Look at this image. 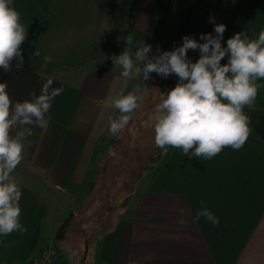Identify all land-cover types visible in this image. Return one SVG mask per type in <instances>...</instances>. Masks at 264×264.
Masks as SVG:
<instances>
[{
  "label": "crops",
  "instance_id": "1",
  "mask_svg": "<svg viewBox=\"0 0 264 264\" xmlns=\"http://www.w3.org/2000/svg\"><path fill=\"white\" fill-rule=\"evenodd\" d=\"M186 4L13 0L28 32L22 45L24 66L9 73L0 70V81H7L10 96L19 101L31 92L39 95L47 78L63 91L53 102L49 128L26 149L25 179L42 181L38 185L43 191L20 186L21 223L27 230L0 236V264H24L41 255L45 240L56 233L50 190L66 191L71 182L85 180L97 145L105 144L99 140L109 132V116L119 113L109 106L111 97L142 84L124 80L111 57L124 50L129 35L133 51L141 42L152 45L154 53L157 48L165 51L177 32L176 10ZM261 30L264 0H241L222 46L235 33L244 31L256 39ZM36 48L39 57L32 55ZM45 56L52 58L46 68ZM227 60L225 56L221 64ZM245 112L250 136L264 146V87L258 91L256 110ZM151 176L134 186L131 202L112 227L91 246L86 243L85 250L67 246L56 264H264V155L249 137L240 150L226 147L210 160L189 159L173 148L160 172ZM201 200L219 225L194 219Z\"/></svg>",
  "mask_w": 264,
  "mask_h": 264
},
{
  "label": "clouds",
  "instance_id": "2",
  "mask_svg": "<svg viewBox=\"0 0 264 264\" xmlns=\"http://www.w3.org/2000/svg\"><path fill=\"white\" fill-rule=\"evenodd\" d=\"M210 22L215 25V35L201 33L203 43L186 35L174 50L157 48L154 53L152 45L141 42L133 51L129 35L124 50L111 57L126 81L140 80L144 85L152 73L162 78L174 74L178 78L174 88L160 92L159 102L148 115V127L157 147L164 151L179 148L189 159L210 160L226 147L240 150L252 132L245 108L256 110L258 91L264 87L257 83L264 80V30L256 39H250L244 31L235 33L224 47L221 41L226 25L216 24L212 17ZM27 34L13 0H0V70L4 73L23 69L22 45ZM189 50H199V59L193 62L188 57ZM32 55L39 57L41 53L36 48ZM225 56L227 63L221 64ZM51 62L52 58L45 56L42 67ZM52 85L53 79L47 78L39 95L31 92L29 98L14 101L7 81H0V236L27 230L21 223L22 192L13 173L24 159V141L32 135L31 127L26 126L44 131L49 128L53 102L63 91ZM142 101L139 85L127 94L122 91L111 97L109 106L119 112L108 118L112 136L125 130ZM201 218L219 225V218L204 200L194 219Z\"/></svg>",
  "mask_w": 264,
  "mask_h": 264
},
{
  "label": "rangeland",
  "instance_id": "3",
  "mask_svg": "<svg viewBox=\"0 0 264 264\" xmlns=\"http://www.w3.org/2000/svg\"><path fill=\"white\" fill-rule=\"evenodd\" d=\"M191 1L186 0L187 5ZM233 2L234 0H223L220 10L228 11ZM178 24L180 25V21ZM177 82V77L167 80L152 73L151 78L144 82L147 88L143 84H138L143 90L141 107L133 114V119L124 131L116 136L108 132L104 137L105 141H99L105 144L102 147L99 145L100 161L93 171L94 177L85 187L82 181L81 183L71 182L66 191L59 188L50 190L51 198L49 199L53 203L50 209L51 215L56 216V232L73 213L65 239L58 243L61 250L60 257L61 254L65 257L67 246L81 247L82 245L83 250L87 247L86 243L91 246L118 220L136 183L145 176L147 178L153 175L152 171L145 167L146 162L156 154L153 131L148 127V115L159 102L160 92L174 88ZM135 86L137 85L127 86L126 92L131 91ZM29 146L24 143V159L13 173V177L19 181V186L27 184L42 192L38 185L42 181L36 183L25 179L24 173L27 169L25 156ZM44 182L47 186L51 185L49 181ZM57 208L60 209L59 213L54 212ZM50 240H56L55 232L45 240V246Z\"/></svg>",
  "mask_w": 264,
  "mask_h": 264
},
{
  "label": "water",
  "instance_id": "4",
  "mask_svg": "<svg viewBox=\"0 0 264 264\" xmlns=\"http://www.w3.org/2000/svg\"><path fill=\"white\" fill-rule=\"evenodd\" d=\"M222 4L223 0H192L180 14L178 33L169 51L182 45V38L186 35L197 39V41L201 43H203V41L200 40L201 33H212L214 36L215 25L210 22V17L216 20ZM198 54L199 50H189L188 57L195 62ZM171 78H176V76L174 74L170 75L167 77V80ZM72 215L73 213H71L70 217L59 226L56 232L57 240L62 241L65 239L66 230L70 225Z\"/></svg>",
  "mask_w": 264,
  "mask_h": 264
},
{
  "label": "trees",
  "instance_id": "5",
  "mask_svg": "<svg viewBox=\"0 0 264 264\" xmlns=\"http://www.w3.org/2000/svg\"><path fill=\"white\" fill-rule=\"evenodd\" d=\"M240 2H241V0H234L231 8L228 11L220 10V13L216 17L215 23L216 24L223 23V24H225L227 26L229 21H230V19H231V17H232V15H233V13H234V11L236 10V8L240 4ZM185 6H182L178 10H176L177 12H176V14L174 16L177 18V20L180 17V14H181L182 10L185 8ZM178 27H179V24L177 26V32H178ZM177 32H176L175 36L172 38L170 44L168 45L167 50L170 49V47L172 46V44H173V42H174V40H175V38L177 36ZM199 56H200V53L197 55V60L199 59ZM13 100L16 101V99H13ZM26 127H31V129H32V135L28 136L25 139V141H24V143L27 146H29V145H32V144H34V143H36V142H38L40 140L43 130L38 128V127H35V126H26ZM249 139H250L251 143L256 148H258L259 151H261L262 154L264 155V146H262L261 142L258 139L257 140L254 139L250 135H249ZM99 141L104 142L105 138L101 137ZM155 151H156V154L148 162H146V164H145L146 169L147 170H151L152 173H153L152 179L160 172V170L164 166L165 162L167 161L168 157L172 153L173 148H168L167 151H164L163 149H161V148L156 146L155 147ZM99 154H100L99 145H97V147L95 149V152H94V155L92 157V160H91L90 167L88 169L86 178H85L84 183H83L84 187L88 184L87 182L94 177L93 171L95 170L97 163L100 161ZM132 198H133L132 195H130L127 198L128 202H127L126 205H128L131 202ZM126 205H124V206H126ZM57 242L59 243L60 241L57 240Z\"/></svg>",
  "mask_w": 264,
  "mask_h": 264
},
{
  "label": "built area",
  "instance_id": "6",
  "mask_svg": "<svg viewBox=\"0 0 264 264\" xmlns=\"http://www.w3.org/2000/svg\"><path fill=\"white\" fill-rule=\"evenodd\" d=\"M61 250L56 240H50L44 247L41 255L33 258L24 264H56V260L60 257Z\"/></svg>",
  "mask_w": 264,
  "mask_h": 264
}]
</instances>
